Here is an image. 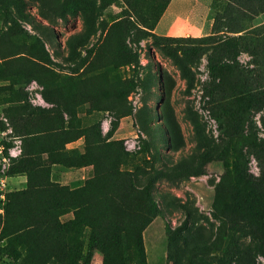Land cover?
<instances>
[{
    "label": "rangeland",
    "instance_id": "374dc122",
    "mask_svg": "<svg viewBox=\"0 0 264 264\" xmlns=\"http://www.w3.org/2000/svg\"><path fill=\"white\" fill-rule=\"evenodd\" d=\"M172 1L0 0V232L25 239L13 264H67L72 214L41 200L76 178L91 179L85 264L109 261L131 230L147 264H264V236L230 206L221 111L264 91V0H196L185 21ZM247 133L264 146V107ZM239 150L264 199V149ZM83 153L85 171L67 165Z\"/></svg>",
    "mask_w": 264,
    "mask_h": 264
},
{
    "label": "trees",
    "instance_id": "16d2710c",
    "mask_svg": "<svg viewBox=\"0 0 264 264\" xmlns=\"http://www.w3.org/2000/svg\"><path fill=\"white\" fill-rule=\"evenodd\" d=\"M40 57L43 61L49 59L45 50H42ZM118 94L123 95V92L119 91ZM261 107H264V91L246 95L241 99L233 98L227 106L221 108V111L230 120L228 134L232 143V152L231 159L226 164L231 170L234 188V197L230 206L232 210L252 223L264 236V199L255 186L248 161L241 157L239 150L243 139H245L246 146L264 149L262 143L257 142L250 133H247V123L250 121L251 112L258 111ZM115 128L116 126L113 125L109 133H112ZM92 164L87 154L83 153L80 155L79 162H70L67 165L86 167ZM260 167L262 171L257 180L264 184V169ZM90 181L91 179H86L83 185L75 188L65 186L58 190L62 192L61 195L56 196L55 192L48 200H41L43 211H51L57 216L72 214L71 218L61 224L67 264H85L86 261V254L81 247V237L85 228L92 227V220L87 216L89 209L87 185ZM0 239L4 240V244L0 246V264H13V261H17L21 256L25 239L21 234L11 235L6 228L1 230ZM17 245L21 247L17 248ZM128 250L133 252L134 264H147L140 230L129 231L122 242L121 251L109 261L104 259L102 264H130Z\"/></svg>",
    "mask_w": 264,
    "mask_h": 264
},
{
    "label": "crops",
    "instance_id": "0c3cea01",
    "mask_svg": "<svg viewBox=\"0 0 264 264\" xmlns=\"http://www.w3.org/2000/svg\"><path fill=\"white\" fill-rule=\"evenodd\" d=\"M174 1L175 0H173L172 3H174ZM177 1L178 2L173 6L175 8V11L177 12V14H179L180 17L183 18L184 21L188 20L189 14L191 13V11H193L195 9L194 2L196 0H177ZM172 3H171V5H172ZM171 5L169 6V9L171 8ZM185 6H189V8H187ZM84 169L86 170V167L82 168V170H84ZM76 180L77 181H75V184H72V186H69L70 188H75V187H78L81 185L80 179L76 178Z\"/></svg>",
    "mask_w": 264,
    "mask_h": 264
},
{
    "label": "built area",
    "instance_id": "2783aa9c",
    "mask_svg": "<svg viewBox=\"0 0 264 264\" xmlns=\"http://www.w3.org/2000/svg\"><path fill=\"white\" fill-rule=\"evenodd\" d=\"M6 132L4 129L1 127V122H0V164L4 163L7 160V156L5 153V136ZM5 189V178L3 176H0V199H3L4 197V190Z\"/></svg>",
    "mask_w": 264,
    "mask_h": 264
}]
</instances>
